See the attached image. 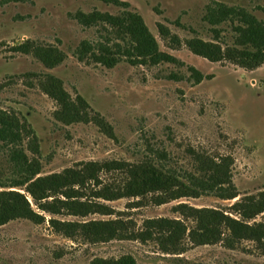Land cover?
Instances as JSON below:
<instances>
[{
	"label": "rangeland",
	"instance_id": "rangeland-1",
	"mask_svg": "<svg viewBox=\"0 0 264 264\" xmlns=\"http://www.w3.org/2000/svg\"><path fill=\"white\" fill-rule=\"evenodd\" d=\"M117 1L142 18L159 50L177 62L131 65L121 59L107 68L89 59L79 61L74 56L79 43L104 41L106 30L83 26L76 15L121 11L102 0H0V112L34 134L41 176L84 162L139 163L158 152L166 154L171 166L187 170H192L190 151L230 157L238 193L232 200L184 197L159 206L144 201L130 209L128 203L137 199L96 200L89 189L80 200L119 211L137 226L146 219L166 218L192 228L191 218L172 210L179 203L237 218L228 210L233 203L264 192V60L240 55L235 21L210 25L205 19L210 8L221 4L244 10L264 26V0ZM26 42L56 48L64 58L47 68L31 52L15 50ZM22 144L32 156L26 136ZM5 152L0 145V176L12 173ZM100 180L119 185L124 177L118 171L101 172ZM44 217L40 224L15 219L0 226V264H89L95 258L125 256L136 264H264V249L248 240L231 249L222 243L197 245L187 231L184 252L171 255L160 251L157 240L91 244L79 236L69 239L50 227L48 214ZM53 218L84 223L114 216L63 213ZM263 221L264 212L248 224Z\"/></svg>",
	"mask_w": 264,
	"mask_h": 264
},
{
	"label": "trees",
	"instance_id": "trees-1",
	"mask_svg": "<svg viewBox=\"0 0 264 264\" xmlns=\"http://www.w3.org/2000/svg\"><path fill=\"white\" fill-rule=\"evenodd\" d=\"M102 1L119 6L121 11L117 15L95 11L76 15L79 24L86 27L101 25L106 30L104 41L79 43L74 51V56L79 61L89 59L107 68L115 66L121 59L131 65L177 62L175 58L159 50L142 18L130 11L127 3L117 0ZM227 19L237 23L235 33L236 42L241 48L240 55L253 60H264V26L244 10L221 4L210 8L205 20L210 25H216ZM190 43L219 52L207 43L194 40ZM15 48L22 53L31 52L47 68L55 67L64 58L63 53L56 48L45 49L30 42ZM59 91L64 95L60 88ZM108 134L112 136L111 131ZM23 136L27 138V150L32 155L30 157L25 154ZM0 145L6 150V161L12 172L8 176H0V226L15 219L40 224L45 220L44 214H48V224L56 233L69 239L79 236L91 244L112 240L140 243L157 240L162 253L179 255L185 250L182 240L188 231L187 236L197 245L222 243L231 249L241 241L248 240L264 249V221L248 224V221L264 212V192L244 196L233 203L228 210H232L237 218L230 216L227 211L217 209H196L182 203L174 206V212L194 221L192 228H188L180 220L166 218L146 219L137 226L130 218H122L119 211L97 201L80 200L87 189L91 198L96 200L113 201L124 197L137 199L128 203L130 209L134 205L141 206L144 201L143 204L159 206L184 197L214 196L221 200H232L238 197V193L232 184L230 157L213 158L190 151L192 170H187L171 166L166 154L158 152L139 163L116 160L84 162L60 173L41 176L34 134L17 118L2 112ZM110 171L122 174L124 182L119 185L102 184L100 173ZM63 213L80 217L98 213L114 218L84 223L64 222L53 218ZM89 264L136 263L130 256H125L117 260L95 258Z\"/></svg>",
	"mask_w": 264,
	"mask_h": 264
}]
</instances>
